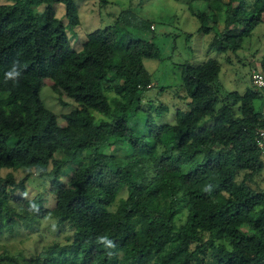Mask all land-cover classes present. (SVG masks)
<instances>
[{
	"label": "trees",
	"instance_id": "16d2710c",
	"mask_svg": "<svg viewBox=\"0 0 264 264\" xmlns=\"http://www.w3.org/2000/svg\"><path fill=\"white\" fill-rule=\"evenodd\" d=\"M198 1L210 4L198 14L200 32L214 31L226 12L210 43L219 52L240 50L264 21V10L248 0ZM58 3L66 5L67 22ZM126 22L153 26L136 14ZM80 24L76 0H0V232L49 214L77 227L71 244L44 247L33 264H264V189L257 184L264 92L223 93L217 59L186 64L189 108L178 110L175 123H159L143 106L152 86L144 59L161 57L156 43L119 38L118 26L108 25L78 50L68 29ZM8 72L19 73L18 82L6 81ZM46 78L77 102L66 125L41 98ZM143 117L146 134L134 126ZM21 167L29 170L18 179ZM33 173L49 182L54 207H45L42 195L25 196Z\"/></svg>",
	"mask_w": 264,
	"mask_h": 264
},
{
	"label": "rangeland",
	"instance_id": "374dc122",
	"mask_svg": "<svg viewBox=\"0 0 264 264\" xmlns=\"http://www.w3.org/2000/svg\"><path fill=\"white\" fill-rule=\"evenodd\" d=\"M7 2V0H2ZM109 4H103L100 0H76L81 24L69 28L72 46L82 49L83 41L87 35L98 28L108 25H117L119 38L128 34L132 37H143L153 40L160 49V58L144 59L147 69L152 74V86L145 91L143 106L149 110L159 123H175L179 109L188 110L187 101L183 99L182 72L186 64L200 65L209 58L219 61L222 67L218 80L222 92L239 91L246 92L252 87V74L255 69H262L264 60V21L257 26L251 37L246 38L242 48L236 52H219L210 47V43L217 32H222L225 27L226 12L219 13V25L211 33L200 32L202 25L199 13L210 11L207 1L198 0H107ZM250 6H257L264 10V3L256 0H248ZM46 4L39 7L41 11ZM58 17L67 22L65 16L66 5L55 4ZM127 12V13H126ZM136 14L138 18L148 20L153 24L152 28L139 29L127 25L126 19ZM58 81L46 78L41 90V98L46 106L58 114L59 122L66 125V119L77 102L65 95H59L53 89V84ZM167 107L163 115L158 114L161 107ZM152 107V108H151ZM146 116V115H144ZM137 131L146 134L145 118H139L134 124ZM120 154V151H119ZM264 158V153H263ZM29 169L19 168L15 173L18 179L26 175ZM11 171V169H10ZM9 169L4 168L7 174ZM38 174L33 173L29 178L28 190L25 196L29 199L42 195L44 206L52 208L55 205V194L52 192L49 182L43 181ZM258 187L264 189V169L257 177ZM17 195H22L20 192ZM124 189L120 197H126ZM16 207L17 204L13 203ZM77 227L71 222L60 223L53 214L46 218L33 221L23 219L12 231L0 232V260L6 263L18 261L20 264H33V258L41 250L53 243L69 245L74 241ZM210 234L206 240H210ZM217 239V238H215ZM218 240V239H217ZM229 244L227 239H224ZM200 244L194 243L195 249ZM209 245V244H208ZM208 253L210 248L208 246ZM76 260L75 255L70 256ZM63 259L59 255L58 260ZM44 264V261H41Z\"/></svg>",
	"mask_w": 264,
	"mask_h": 264
},
{
	"label": "built area",
	"instance_id": "2783aa9c",
	"mask_svg": "<svg viewBox=\"0 0 264 264\" xmlns=\"http://www.w3.org/2000/svg\"><path fill=\"white\" fill-rule=\"evenodd\" d=\"M252 84L254 87L261 89L264 92V72L261 70L255 69L252 74ZM262 112L264 114V98H263V106ZM258 142L261 147H264V129L258 132L257 136Z\"/></svg>",
	"mask_w": 264,
	"mask_h": 264
},
{
	"label": "clouds",
	"instance_id": "9594fccd",
	"mask_svg": "<svg viewBox=\"0 0 264 264\" xmlns=\"http://www.w3.org/2000/svg\"><path fill=\"white\" fill-rule=\"evenodd\" d=\"M17 63L18 62H14L13 65H16ZM19 76H20L19 73L8 72L6 74V81L7 80H12L14 83H16V82H18V79H16V78L19 77ZM206 190H208V189H206ZM30 209L33 210V211H38V208H37V206L34 203L32 205H30ZM98 239H99V241H103L106 247H108V248L114 247L112 241L109 240L106 236L99 237ZM109 255H111V253H109Z\"/></svg>",
	"mask_w": 264,
	"mask_h": 264
}]
</instances>
